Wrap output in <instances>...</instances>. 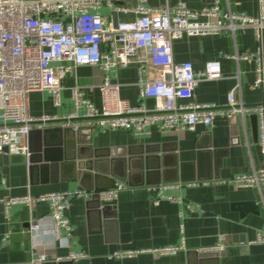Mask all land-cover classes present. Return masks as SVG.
I'll list each match as a JSON object with an SVG mask.
<instances>
[{"label": "crops", "instance_id": "0c3cea01", "mask_svg": "<svg viewBox=\"0 0 264 264\" xmlns=\"http://www.w3.org/2000/svg\"><path fill=\"white\" fill-rule=\"evenodd\" d=\"M217 0H148L147 5L160 8L179 3L191 10L212 7ZM136 0L103 1L94 13L105 23L129 20L133 15L117 13L116 6L133 7ZM222 11L256 16L258 0H220ZM103 49L105 47L103 46ZM256 49L251 28L239 29L231 34L188 36L173 42V58L176 63L191 62L196 71H202L211 62H218L220 75L217 79L200 81L194 90L193 101L198 104L224 106L230 91L238 87L236 100L244 105H257L264 99V86L255 87V63L252 59L235 60L228 56L253 53ZM264 54V32H263ZM155 70L140 75L136 65L117 68L109 72L112 83L120 86V97L131 106L144 104L155 109V99L141 98L138 83L149 80ZM105 78L97 66H81L69 73L61 90V104L55 106L48 91H34L29 95L32 116L53 115L67 117L74 111L72 90L79 87L82 96L97 109L102 107L100 85ZM180 103L185 102L179 100ZM84 114V111L81 112ZM94 127V126H88ZM258 127V119H257ZM91 140L95 150L112 156L123 153L141 154L147 149L158 159L151 165L161 164L164 178L177 182H199L195 187H184L176 195L180 202L161 200L155 204L157 192L152 187L161 175H150V184L144 178L123 185L110 211L100 213L92 209L89 200L73 201L66 217L73 228L68 240L55 241L48 225L31 231L35 221L49 213L47 202L13 205L6 219L0 206V264H32L33 259L45 255L47 261H69L72 252L83 251L87 258L69 261L72 264H264V245L248 243L258 231L264 230V191L254 188H237L227 181L234 175L252 173L264 167V156L259 147V128L251 116L232 119L218 117L212 127L198 126L194 131H160L146 127L137 133L133 130L94 127L82 137ZM29 146V138L27 140ZM128 154V153H127ZM0 154V201L25 195H40L55 191L84 190L79 181L51 184H32L28 163L23 155ZM153 163V164H152ZM164 183V182H162ZM174 183V182H165ZM159 185V184H158ZM256 202L260 214L250 209L241 210L236 205ZM188 205H196L203 214L192 213ZM9 234L8 242L3 239ZM225 238L226 250L220 253L204 252L212 249L220 237ZM185 240V249L175 255L153 252L168 246L179 245ZM137 252L135 255L116 258L115 252ZM212 254V257L200 255ZM59 259V260H58Z\"/></svg>", "mask_w": 264, "mask_h": 264}, {"label": "built area", "instance_id": "2783aa9c", "mask_svg": "<svg viewBox=\"0 0 264 264\" xmlns=\"http://www.w3.org/2000/svg\"><path fill=\"white\" fill-rule=\"evenodd\" d=\"M103 1L111 0H0V154L23 155L28 163L30 152L28 135L33 130L61 126L100 127L110 130H133L137 133L154 126L160 131H194L198 126L212 127L218 117L232 119L256 115L259 128V147L264 156V99L257 105L247 106L236 100L238 87L228 94L227 104L216 106L198 104L193 95L200 81L217 79L218 62L209 63L204 70L196 71L191 62L176 63L173 42L183 35L207 36L231 34L245 27L254 32L256 49L253 53L228 56L235 60L252 59L255 63V87L264 86V0H258V14L222 11L217 0L212 7L191 10L183 3L152 8L148 0H136L133 7L116 6L117 13L133 15L129 20L118 21L117 26L106 24L94 13ZM103 46L105 49H103ZM130 65L138 67L139 74L154 69L152 79L138 83L141 98L155 99V109L144 104L131 106L120 97V86L112 83L109 72ZM81 66H97L105 74L100 85L102 107L85 99L79 87L72 90L74 111L67 117L53 115L32 116L29 95L34 91H48L55 106L61 103L62 83L69 73ZM179 100L185 102L180 103ZM84 111V114L81 112ZM237 188H254L264 191V167L248 174L232 176L227 181ZM199 182L160 183L152 187L157 192L156 205L161 200L180 202L176 195L184 187H195ZM123 185L102 191L66 190L25 195L0 201L7 220L13 205L31 206L38 202L49 204V213L31 226L38 231L48 225L55 241L68 240L73 228L66 217L73 201L89 200L98 195L101 203L112 204ZM192 213L203 214L196 205H188ZM9 234L3 239L6 243ZM249 245H264V230L258 231ZM185 249V240L179 245L153 250L160 255H175ZM225 238L204 252H223ZM137 252H115L112 256L124 258ZM83 251L72 252L66 260L87 258ZM59 260V259H58ZM47 261L45 255L32 260V264Z\"/></svg>", "mask_w": 264, "mask_h": 264}, {"label": "water", "instance_id": "95a60500", "mask_svg": "<svg viewBox=\"0 0 264 264\" xmlns=\"http://www.w3.org/2000/svg\"><path fill=\"white\" fill-rule=\"evenodd\" d=\"M118 21L114 23L117 26ZM256 135L258 131L257 116L251 115ZM94 127L63 128L61 126L47 127L42 130H33L29 133V160L28 171L32 184H51L59 182L79 181L81 187L87 191H102L113 189L116 182H128L135 185L133 180L144 178L150 184V175L159 174L160 179L155 183L177 182L178 179L167 180L161 170V164L151 165L152 159H158L148 151L141 154L123 153L117 157L109 158L103 151L95 150L92 141L83 139L84 135L91 133ZM8 155L3 154V159ZM153 164V163H152ZM90 207L96 208L100 213L110 211L104 207L98 197L94 195ZM0 206L3 208L2 203ZM241 210L251 209L254 214H260L256 202L236 205ZM35 223V222H34ZM32 223V224H34ZM212 254L200 257H212ZM46 264H72L69 261H50Z\"/></svg>", "mask_w": 264, "mask_h": 264}]
</instances>
